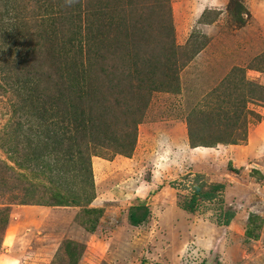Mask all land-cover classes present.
I'll use <instances>...</instances> for the list:
<instances>
[{
  "label": "rangeland",
  "instance_id": "1",
  "mask_svg": "<svg viewBox=\"0 0 264 264\" xmlns=\"http://www.w3.org/2000/svg\"><path fill=\"white\" fill-rule=\"evenodd\" d=\"M57 2L0 0V208L7 209L0 264H71L67 249L75 251V264H264V90L250 84L264 81L259 73L264 72V0ZM105 3L121 9L114 21L123 26H130L139 9L142 18L133 23L139 24L132 39L125 27V36L122 28H104L99 38H91L93 46L103 37L116 43L95 58L87 53L84 25L94 20L93 30L102 31L95 12ZM126 4H134L135 11H127L124 21ZM250 12L261 19L251 22ZM246 20L254 30H240L239 39L235 29ZM236 45H242L241 54ZM234 55L243 56L242 63ZM89 63H102L112 74L104 75L96 64L92 78L79 77ZM152 63L156 70L150 74ZM132 64L146 67L133 74L125 70ZM68 74L88 85L89 96L79 85H67ZM99 83L103 87L93 91L90 85ZM150 83L160 87L149 90ZM137 85L143 91L133 95ZM53 98L93 104L96 112L107 113L108 140L79 138L69 114L61 112L64 102L57 106ZM218 105L229 120L215 117L206 127L200 114L190 118L199 111L213 115ZM188 117L198 133L224 129L236 135L230 143L191 147ZM261 120L244 148L247 130ZM67 127L72 144L89 155L90 200L81 207L35 204L50 201L52 193L41 166L44 153L36 163L32 156L43 152L46 136L58 139ZM199 137L197 143L208 138L207 133ZM114 138L126 143L121 153L113 150ZM74 172L66 173L73 183ZM197 173L205 185L222 188L185 211L180 206ZM135 203H144L149 212L132 226L126 216ZM226 211L232 217L223 223Z\"/></svg>",
  "mask_w": 264,
  "mask_h": 264
},
{
  "label": "trees",
  "instance_id": "2",
  "mask_svg": "<svg viewBox=\"0 0 264 264\" xmlns=\"http://www.w3.org/2000/svg\"><path fill=\"white\" fill-rule=\"evenodd\" d=\"M58 5L60 4V6L62 4L65 3H61L62 0H57ZM65 1V0H64ZM68 3L67 5L71 2V0H67ZM79 4V2H77ZM77 4V6H78ZM90 5V3H89ZM107 5L111 6V9L107 8ZM127 5V4H126ZM130 8V6H132ZM128 9L126 11L123 12L124 15V21L127 19V11H130V13H134L135 10L134 9V4H129L127 5ZM91 8V5H90ZM102 10L99 12H95V16L97 19V24L103 26L102 31H99L97 29V31H94L93 29L96 28L97 26L93 25L94 20L92 21H87L85 19V21H87V23L85 22L84 28L87 30V32H89V36L86 35V39L88 40V42L90 41V43L86 42L87 46L89 45L87 50V53L90 54L92 57L97 58L98 56L100 58H103V54H102V49H111V47H113L115 44H111L110 42H107L105 40V38H101V40L99 41V46H93L91 45V38L94 39L96 37L99 38L98 35H100V33H104L103 30H105L104 28L107 29H118L122 28L125 30V28L128 29L129 34L131 39L133 38V36L135 35L134 32H132V29H134L139 23L133 24L136 21H138L139 17L142 18V13L139 9V12L136 14L137 18L136 19H132L130 26H123L122 24H119V22H115V15L120 13L121 9H117L114 7L113 4L110 3H105L102 7ZM7 12V10H6ZM92 12V11H90ZM89 11H85L84 13H86L87 15H90ZM152 14V11H150ZM65 13V12H64ZM63 13V14H64ZM122 14V15H123ZM150 14V15H151ZM117 21V20H116ZM123 23V21H122ZM99 27V26H98ZM125 27V28H124ZM79 29V28H78ZM122 30V32H125L123 34V36H125L128 31H124ZM84 37L82 35L79 36L78 41L81 43V40L83 41ZM119 43V42H118ZM98 64V68L99 71H101L104 75H108L109 73L112 74L111 68H110V72L107 71L101 64L102 63H94L93 65H91V63H89L85 70L81 71L82 74H80L79 77H81L82 75H87L89 78H92V73L94 69L97 68ZM142 67V66H141ZM139 67V66H135V64H132V67L129 70V66L125 67V70H127L130 73H136V74H141L142 73V69L145 68L144 67ZM114 70V69H113ZM154 70V71H152ZM156 70V67L153 66V63L151 64V66H149V69H147V72L150 74H153ZM152 71V72H151ZM128 73V74H130ZM66 80V79H65ZM67 81V85L70 88H74L75 86L79 85V87L81 88V94H85V96H89V91L86 90L87 86L85 83H80V81L76 80V78L70 74H68V79ZM250 82V81H248ZM250 84H252L255 88L261 87L264 90V86H261L258 83H254V82H250ZM116 85V84H115ZM93 87V91H98L99 87H103L102 83L97 84L96 86L90 85ZM147 89L149 90H155L156 87L159 88L160 84H154V83H150V85H147ZM213 91H216V88L212 89ZM75 91H78V89L76 88ZM92 91V92H93ZM130 91H132L134 94L133 95H139L142 93L143 89L140 86H136L135 90L131 89ZM212 92V91H211ZM89 93V94H88ZM213 93V92H212ZM216 93V92H215ZM84 95H82L83 97ZM218 96V95H216ZM257 95L255 94V99H256ZM81 97L79 96V99ZM89 98V97H88ZM252 98V97H251ZM137 99V98H136ZM258 99V98H257ZM53 102L51 103H55L58 106V103L60 102H64L63 106L64 108L67 109H62L61 112L63 113H68L69 117H70V124L72 127H74L75 131L78 130L76 133L78 134L77 136L81 139H88L87 143H92L95 141H101V140H108V132L109 130V124L107 123V121H105L106 117H107V113H104V111L100 110L99 112H96V109L93 107V104L91 105H85V103H78V105H72L70 102L65 101V100H58V98H53L52 99ZM139 100V98L137 99ZM218 100V99H217ZM227 100V99H226ZM226 100L223 99H219L220 103L222 101L226 102ZM79 106V108H78ZM81 107V109H80ZM82 107L87 108L85 111L84 109H82ZM93 109H95L96 115H94ZM43 111V110H42ZM103 112V114H102ZM39 113V112H36ZM99 113V114H98ZM206 113V112H205ZM204 112L199 111V113H193L191 114V119L196 120L195 118H197L198 114H200L199 117V122L200 124H203V126L205 125L206 127H208V125H206L209 121L215 120V117L218 118H222L224 120V118L226 120H229V115L227 114L226 110H222L221 106L218 105L217 110H215V112L212 114H205ZM234 112H232L231 114L233 115ZM94 117V118H93ZM189 117L187 118V137H188V143L190 144L191 147H195L198 145L201 146H212V144L215 143H230L232 138L234 137V135H236L234 133V131H226L224 129L218 131L217 133H212L211 131H206V132H196V130H193V128H191L190 126H188V123L190 122ZM232 117V116H230ZM237 117V114L235 115V118ZM220 120V119H219ZM104 121V122H103ZM103 122V123H102ZM234 124L236 123L235 121H233ZM54 126V123H52ZM100 125V126H99ZM68 129L63 133H59L60 137L58 139H55V137H48L46 136V138L48 139L47 143H41L43 146V152L38 153V155H36L35 157L32 156V160L35 161V163L38 160V156L40 158V156L44 153L45 157L41 158V166L43 167V172L48 173V181L50 183V190L52 195H49L50 201L48 200H35L34 203L35 204H42V205H59V206H84L86 205L91 197V175H90V166H89V155L87 150H84V148L80 149L77 145H73L72 144V140L73 137L71 136H67L66 132H70L69 127H67ZM207 133V141L203 142V143H197V140L200 139V135ZM133 132L131 134V139L133 138ZM226 136V137H224ZM123 138L121 139H112L113 144L115 145V149L113 150H118L119 153L120 149L119 147L124 146L122 144H126V143H122ZM129 141V142H130ZM120 142V143H117ZM96 145H102L100 143H96ZM38 146V145H37ZM35 148H38V147ZM74 149V152L72 151ZM54 152H56L57 154L54 155ZM58 153L60 154V156L58 155ZM85 153V154H84ZM73 154H75L77 157V160H71L73 159ZM30 161V159H29ZM58 166V167H57ZM64 167V169H62ZM66 167V168H65ZM74 170V174L73 177L75 180V183L70 182V180H67L68 175H66L67 172ZM199 174H194L193 180H192V185L190 187V196L189 198L184 201V203L180 206L183 210L185 211H191L192 208L194 207V205L196 204L197 200H211L213 198L216 197V192L222 188V185L219 183H212V184H208L205 185V183L203 181H199ZM78 181V184H76ZM78 185V186H77ZM52 188V189H51ZM77 188V189H75ZM89 190V191H88ZM89 195V196H86ZM27 200H29V195H27L26 197H23V202H26ZM148 208L144 203H135L132 204L128 207L127 209V221L130 225L132 226H137L138 224H140L142 221H144L148 215ZM7 209L4 208H0V230H3V228L5 227L6 223H7ZM232 217V212L231 211H226L225 213H223V223H227L229 221V219ZM251 218L249 217V220ZM1 232V231H0ZM251 233V229H249L248 231H246V234ZM75 251L73 250H68L66 251V254L69 258H71L72 260L70 261L71 264H75L74 260H75V256H74Z\"/></svg>",
  "mask_w": 264,
  "mask_h": 264
},
{
  "label": "crops",
  "instance_id": "3",
  "mask_svg": "<svg viewBox=\"0 0 264 264\" xmlns=\"http://www.w3.org/2000/svg\"><path fill=\"white\" fill-rule=\"evenodd\" d=\"M213 1H215V0H213ZM212 3V1H208L207 2V4L208 5H210ZM262 16V15H261ZM261 18L259 17V15H257L256 13H254V12H250L249 13V20L251 21V22H254V23H256L258 20H260ZM263 25H264V21H262L261 22ZM249 26V23L247 22V20L241 25V26H239V28L238 29H235V31H240V30H243L242 31V33L243 32H245V31H247V32H252V30H254L253 29V27H248ZM262 33L264 34V29L262 30ZM237 35V37L239 38V39H242V38H240L241 36H240V32L239 33H237L236 34ZM241 48V49H240ZM233 49H234V51H238L237 53L238 54H241V52H242V45H236V46H234L233 47ZM263 49H264V47H263ZM227 51L228 52H230L231 50L230 49H227ZM233 57V59L235 60V62H237V63H242V62H239L238 60H241L242 58H243V56H238V55H234V56H232ZM242 66H244V65H242ZM260 74H264V72H259ZM257 80V79H256ZM259 83L258 84H263L264 85V81H262V78L260 77V79H258L257 80ZM252 82H254V81H252ZM255 83H257L256 81H255ZM264 104V103H263ZM259 112V114H262V112L261 111H258ZM263 125V122H262V120H261V122L260 123H258V125L257 126H255V127H253L252 129H248L247 130V134H246V137H247V142H246V144L245 145H243V147L245 148V147H249V145H248V139H249V137H250V135H251V133H255L259 128H260V126H262Z\"/></svg>",
  "mask_w": 264,
  "mask_h": 264
}]
</instances>
